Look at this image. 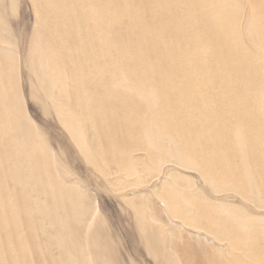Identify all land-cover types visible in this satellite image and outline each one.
<instances>
[{
  "label": "rangeland",
  "instance_id": "374dc122",
  "mask_svg": "<svg viewBox=\"0 0 264 264\" xmlns=\"http://www.w3.org/2000/svg\"><path fill=\"white\" fill-rule=\"evenodd\" d=\"M0 264H264V0H0Z\"/></svg>",
  "mask_w": 264,
  "mask_h": 264
},
{
  "label": "bare ground",
  "instance_id": "6f19581e",
  "mask_svg": "<svg viewBox=\"0 0 264 264\" xmlns=\"http://www.w3.org/2000/svg\"><path fill=\"white\" fill-rule=\"evenodd\" d=\"M35 2H36V0H35ZM159 7H161V6H159ZM38 8V7H37ZM43 20V19H42ZM56 22V21H55ZM94 23V22H93ZM140 26V25H139ZM54 29V28H53ZM100 30V29H99ZM162 34V33H161ZM81 38H83V36L81 37ZM104 38H100V39H98V41L100 42V43H102V42H104ZM157 39H155V38H153L152 39V43L154 44V43H156V44H158V42L156 41ZM90 42V41H89ZM137 42H138V44L140 45V48L142 47H144L143 45H142V43L140 42V39L139 40H137ZM165 42H163V44H164ZM144 45H145V43H143ZM173 45V44H172ZM104 46V49L102 48ZM109 46H107V47H105V43H103L102 44V46H101V48H102V55H100V58L99 59H97V60H94V64L97 66L96 68H95V71H96V74H102L103 75V77L105 76V74L107 73V71H104V67L102 66V63L104 62V63H108V64H111V65H113L112 64V62H113V59L111 58V56H110V53H109V50H110V48H108ZM145 48H147L146 46H145ZM91 49V48H90ZM97 49V48H96ZM100 50V49H99ZM121 51H120V54H121V65L122 66H124L127 70H130V69H135V68H137V67H132L131 66V64L129 65V64H127L128 62H129V60L132 58V56H133V53L132 52H130V51H128L127 49H120ZM139 52H140V50H139ZM113 53V52H112ZM113 56V55H112ZM119 56V55H118ZM120 57V56H119ZM169 59H170V61H169V63H171L170 64V67H171V65H173L172 67L173 68H179L180 66L179 65H177V64H175V63H173L172 62V58H170V56H167ZM84 60V59H83ZM88 60V59H87ZM164 60L166 61V56H165V58H164ZM89 62V61H88ZM106 66H108V65H106ZM218 70H221V71H225V70H227L226 69V67L225 66H223L222 64H218ZM111 68H113V67H111ZM142 68V67H141ZM110 69V68H109ZM195 69H196V66L195 65H191V66H189L188 67V74H194V72H195ZM227 77V76H226ZM214 78V77H213ZM169 79V78H168ZM106 80V79H105ZM158 81L160 82V83H163V80H162V78H159L158 79ZM170 81H171V83L172 84H174L175 82H177V79H175V78H173V79H170ZM159 83V84H160ZM103 83H100V85L101 86H103L102 85ZM105 85V84H104ZM191 87H193L192 85H190ZM106 90V89H105ZM110 89H107L106 91H105V93H106V96H111V97H114V96H116L117 94H118V91L120 90V89H118V88H116L115 90H114V88L113 89H111L110 91H109ZM192 93L193 92V89L191 88V89H188V90H186L185 92L184 91H180L179 89H177V90H175V91H172L171 93H173V95L176 97V98H178V99H181L183 96H186L187 95V93ZM189 95V94H188ZM108 97V98H109ZM107 98V99H108ZM160 98H166V94H164V93H161V94H155V97H154V99L155 100H159ZM114 100V99H113ZM120 100V99H119ZM177 100V99H176ZM166 102H168V101H166ZM162 104H164V103H162ZM166 104V103H165ZM167 105V104H166ZM165 106V105H164ZM169 107H171V106H169ZM172 113H173V111H172ZM178 220V219H177ZM216 250V249H215ZM223 250V249H222Z\"/></svg>",
  "mask_w": 264,
  "mask_h": 264
}]
</instances>
